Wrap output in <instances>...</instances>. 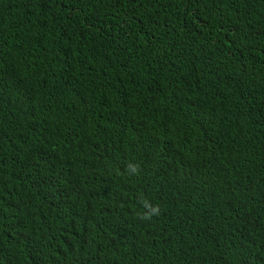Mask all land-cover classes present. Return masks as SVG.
Returning <instances> with one entry per match:
<instances>
[{
    "label": "trees",
    "instance_id": "trees-1",
    "mask_svg": "<svg viewBox=\"0 0 264 264\" xmlns=\"http://www.w3.org/2000/svg\"><path fill=\"white\" fill-rule=\"evenodd\" d=\"M0 264H264V0H0Z\"/></svg>",
    "mask_w": 264,
    "mask_h": 264
},
{
    "label": "clouds",
    "instance_id": "clouds-1",
    "mask_svg": "<svg viewBox=\"0 0 264 264\" xmlns=\"http://www.w3.org/2000/svg\"><path fill=\"white\" fill-rule=\"evenodd\" d=\"M127 171L131 175H138L140 172L139 165L130 164ZM139 204L141 206L137 213V218L142 221H151L154 217H158L161 214V207L159 204H153L147 198L141 196L139 198Z\"/></svg>",
    "mask_w": 264,
    "mask_h": 264
}]
</instances>
